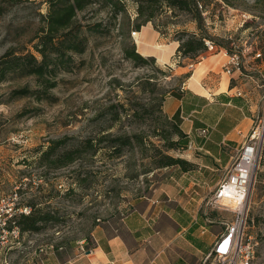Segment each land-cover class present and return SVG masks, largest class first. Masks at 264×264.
<instances>
[{
    "label": "rangeland",
    "instance_id": "obj_1",
    "mask_svg": "<svg viewBox=\"0 0 264 264\" xmlns=\"http://www.w3.org/2000/svg\"><path fill=\"white\" fill-rule=\"evenodd\" d=\"M124 1L132 26L129 38L136 52L154 57L155 62L136 66L126 61L121 37L111 26L108 34L88 35L87 49L73 56V67L69 73L59 74L47 100L10 98L13 90L38 89L33 77L0 81V194L16 191L20 205L40 218H49L40 224L43 243L51 242L56 232L73 240L88 238L95 225L117 220L135 199L168 178L165 170H181L179 166L159 169L154 164L161 155L180 158L186 151L169 149L178 138L162 105L164 98L205 65L198 66L199 62L217 55L223 46L244 54L261 53L264 58V0H229V5L211 0L210 13L204 17L216 47L195 60L179 59L175 48L177 30L196 31L188 17H174L169 11L156 19L165 25L162 32L150 24L137 31L135 3ZM97 9L96 4L80 13V22L93 24L104 19L105 12L96 14ZM46 10L45 0H0V56L10 48L31 50ZM132 32L143 33L147 45L138 48ZM158 53L167 60L157 61ZM216 65H210L212 69L205 66L198 83L207 73L216 74ZM219 75L226 77L221 69ZM260 118L254 126L261 131L259 158L244 207V230L256 245L253 264H264V115ZM116 137L130 138L131 146L111 158L109 139ZM86 140L97 144L95 154L77 153L72 164L57 168L43 159L52 148L56 149L50 160H56ZM56 141L62 144L55 147ZM233 156L235 159V152ZM226 174H215L206 197L214 194L213 184ZM222 212L227 223L233 221L231 212Z\"/></svg>",
    "mask_w": 264,
    "mask_h": 264
},
{
    "label": "crops",
    "instance_id": "obj_2",
    "mask_svg": "<svg viewBox=\"0 0 264 264\" xmlns=\"http://www.w3.org/2000/svg\"><path fill=\"white\" fill-rule=\"evenodd\" d=\"M216 53L219 56H207L198 64L217 63V73L209 72L199 82L205 93L192 90L186 82L164 98L162 105L163 113L168 119L175 116L186 141L193 143L190 150L180 155L194 165L191 171L165 170L168 178L153 187L152 192L135 199L124 216L120 213L117 220L95 225L88 238L73 240L56 232L51 242H45L52 243L54 248L43 255L37 251L45 245L40 239L42 235L23 233L20 247L0 248V261L214 264L209 255L227 221L221 215L224 212L209 205L212 196L206 197V189L215 180V174L228 172L234 152L246 142L256 121L260 122V116L264 115V58L256 59L255 52L243 53L242 70L231 75L224 73L223 77L219 69L224 72L228 54L221 48ZM221 180L213 184L216 189ZM80 241L86 249L93 250L90 255L81 252Z\"/></svg>",
    "mask_w": 264,
    "mask_h": 264
},
{
    "label": "trees",
    "instance_id": "obj_3",
    "mask_svg": "<svg viewBox=\"0 0 264 264\" xmlns=\"http://www.w3.org/2000/svg\"><path fill=\"white\" fill-rule=\"evenodd\" d=\"M135 3V28L140 31L146 24L152 25L157 32H162L165 25L156 22L158 16L171 12L174 17H188V22L195 25V32L187 30H177L175 41L178 43L176 53L178 58H189L195 60L206 51L214 50L216 43L206 31L204 15L210 13L208 6L211 0H132ZM225 5H229V0H221ZM47 10L41 16V25L37 35L31 41V50H16L10 48L0 56V81H5L10 77L25 78L33 77L38 89L31 90L28 87L20 90H13L10 98L32 97L36 101L47 100L48 92L55 89L56 78L62 72L71 70L74 65V55H81L88 46V35L108 34L110 28H116L121 37V53L126 61H131L136 66L145 63L155 62L154 57L141 56L136 52L135 44L129 38L131 30L130 16L127 11V4L124 0H45ZM98 5L97 12H105L104 19H99L93 24L81 23L79 14L92 5ZM119 20L118 23L115 21ZM163 34V33H161ZM218 45V44H217ZM209 46L211 49H209ZM222 47V46H221ZM228 55L232 51L222 47ZM242 70V68H241ZM173 94V93H172ZM172 124L177 140L173 142L169 149L186 150L188 141L178 127L176 117L169 119ZM160 136V135H156ZM61 141H56L54 146H59ZM109 144L112 150L109 154L111 158L120 156L126 146H131L130 138L116 137L110 138ZM56 148H52L43 156L44 161L50 165L57 166L72 164L77 153L92 152L95 154L99 149L96 143L90 140L80 144L79 148L65 151L56 160H50ZM264 158V150L261 153ZM156 168L179 166L183 172L191 171L194 165L181 158H173L168 155H161L154 161ZM49 218H40L35 213L20 215L15 222L21 233H40L41 223Z\"/></svg>",
    "mask_w": 264,
    "mask_h": 264
},
{
    "label": "built area",
    "instance_id": "obj_4",
    "mask_svg": "<svg viewBox=\"0 0 264 264\" xmlns=\"http://www.w3.org/2000/svg\"><path fill=\"white\" fill-rule=\"evenodd\" d=\"M135 36L136 33L132 32L131 37L133 40H135ZM209 49H211L210 46ZM242 55L243 52L232 50V54L228 55V62L224 66L226 75H231L233 71H241ZM254 57L260 59L262 55L261 53H255ZM260 135L261 131L259 127H256L252 130L246 142L235 151L236 157L232 166L227 170L226 176L221 180L209 200V205L214 210L219 212L229 211L234 216L232 222L224 224L223 233L215 240L212 252L209 255L211 259L218 261L219 264H253L256 245L252 244L251 237L244 230V207L254 168L259 158L258 142ZM192 146L193 143L188 141L187 149L190 150ZM228 199L235 202L230 203ZM30 212V208L20 205L19 194L16 191L11 194H0V248L21 246L23 234L19 230L15 219L20 215L27 216ZM121 215L124 216L125 212ZM78 244L83 254L90 255L93 252L92 249L85 248L83 241ZM53 248L52 243H45V245L39 246L37 251L45 255ZM0 264L11 263L7 259H2Z\"/></svg>",
    "mask_w": 264,
    "mask_h": 264
},
{
    "label": "bare ground",
    "instance_id": "obj_5",
    "mask_svg": "<svg viewBox=\"0 0 264 264\" xmlns=\"http://www.w3.org/2000/svg\"><path fill=\"white\" fill-rule=\"evenodd\" d=\"M135 42H136V44H137V46H138V48H140V49H142L143 47H145L146 45H147V40H146V36L143 34V33H136V36H135ZM177 44V43H176ZM156 48V47H155ZM160 49V48H159ZM162 49V48H161ZM157 51V50H156ZM158 55V58H157V61H160V62H164V61H166L167 60V57L165 56V54H161V53H158L157 54ZM218 55V54H217ZM216 56V55H215ZM219 56V55H218ZM212 57V56H211ZM210 58V57H209ZM211 59H213V58H211ZM210 59V62L211 61H213V60H211ZM206 60V59H205ZM218 59H216V61H217ZM204 61V60H203ZM209 62V61H208ZM200 63V62H199ZM198 63V64H199ZM207 63V62H206ZM205 64V63H204ZM211 64V63H210ZM197 65V64H196ZM207 66H209V65H207ZM205 67V65H203L202 67H200L199 68V70H197V71H195V73L194 74H192L190 77H189V79H188V81H187V83H188V86H189V88H191L192 90H194V91H196V92H198V93H200V94H203V93H205V91L204 90H202L201 88H200V86H199V83H198V79H197V77H198V75H199V73H200V71L202 72V70H203V68ZM210 67V66H209ZM208 67V68H209ZM211 68V67H210ZM214 68V67H213ZM198 69V68H197ZM212 69V68H211ZM207 72V71H206ZM201 79V78H200ZM227 81V80H226ZM220 87H222L221 86V83H220ZM224 88V87H223ZM222 89V88H221ZM220 90V89H219ZM223 90V89H222ZM221 90V91H222ZM225 91V90H224ZM230 192H232V191H230ZM227 193H229L228 191H227ZM229 196V195H228ZM230 198V197H229ZM227 199V198H226ZM228 201H230V203H233V202H235V201H233V200H231V199H228Z\"/></svg>",
    "mask_w": 264,
    "mask_h": 264
}]
</instances>
